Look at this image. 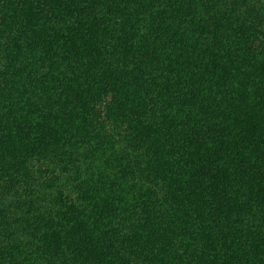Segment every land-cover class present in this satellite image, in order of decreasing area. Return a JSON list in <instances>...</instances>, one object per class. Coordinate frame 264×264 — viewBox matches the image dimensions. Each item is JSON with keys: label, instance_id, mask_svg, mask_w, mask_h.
<instances>
[{"label": "trees", "instance_id": "16d2710c", "mask_svg": "<svg viewBox=\"0 0 264 264\" xmlns=\"http://www.w3.org/2000/svg\"><path fill=\"white\" fill-rule=\"evenodd\" d=\"M0 264H264V0H0Z\"/></svg>", "mask_w": 264, "mask_h": 264}]
</instances>
